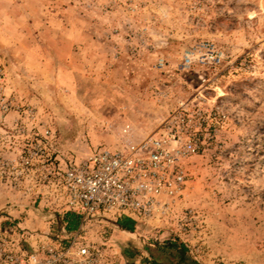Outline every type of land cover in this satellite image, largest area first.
<instances>
[{"label": "rangeland", "instance_id": "374dc122", "mask_svg": "<svg viewBox=\"0 0 264 264\" xmlns=\"http://www.w3.org/2000/svg\"><path fill=\"white\" fill-rule=\"evenodd\" d=\"M179 101L199 145L183 193L111 242L127 264H172L168 240L264 264V0H0V230H49L46 163L138 143Z\"/></svg>", "mask_w": 264, "mask_h": 264}, {"label": "built area", "instance_id": "2783aa9c", "mask_svg": "<svg viewBox=\"0 0 264 264\" xmlns=\"http://www.w3.org/2000/svg\"><path fill=\"white\" fill-rule=\"evenodd\" d=\"M191 109L190 101H179L138 143L98 148L65 169L46 163L38 183L48 188L58 216L45 231L18 224L0 230V264H127L110 239L116 231L136 233L122 229L120 218L135 221V229L159 221L183 193L186 163L199 152ZM67 212L80 217L74 230L67 229Z\"/></svg>", "mask_w": 264, "mask_h": 264}, {"label": "trees", "instance_id": "16d2710c", "mask_svg": "<svg viewBox=\"0 0 264 264\" xmlns=\"http://www.w3.org/2000/svg\"><path fill=\"white\" fill-rule=\"evenodd\" d=\"M65 220L67 221V229L74 230L79 226L80 217L79 215L71 212L65 214ZM119 226L127 231H134L136 223L128 217H122L118 221ZM156 252H163L166 255H174L176 261H172V264H200L190 259L187 255V249L183 244L178 243L176 240H168L163 245L158 246ZM148 262V261H147ZM155 264V263H152Z\"/></svg>", "mask_w": 264, "mask_h": 264}, {"label": "crops", "instance_id": "0c3cea01", "mask_svg": "<svg viewBox=\"0 0 264 264\" xmlns=\"http://www.w3.org/2000/svg\"><path fill=\"white\" fill-rule=\"evenodd\" d=\"M30 223L29 222H26L25 224H29V225H27L29 228L32 227L33 225H35V223H33V224L31 223L32 225H30Z\"/></svg>", "mask_w": 264, "mask_h": 264}]
</instances>
